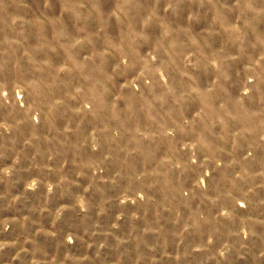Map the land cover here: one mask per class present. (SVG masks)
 <instances>
[{
    "label": "rangeland",
    "instance_id": "1",
    "mask_svg": "<svg viewBox=\"0 0 264 264\" xmlns=\"http://www.w3.org/2000/svg\"><path fill=\"white\" fill-rule=\"evenodd\" d=\"M0 264H264V0H0Z\"/></svg>",
    "mask_w": 264,
    "mask_h": 264
}]
</instances>
